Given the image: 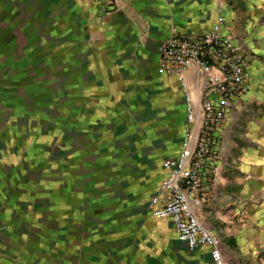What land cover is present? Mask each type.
Segmentation results:
<instances>
[{
  "label": "crops",
  "instance_id": "1",
  "mask_svg": "<svg viewBox=\"0 0 264 264\" xmlns=\"http://www.w3.org/2000/svg\"><path fill=\"white\" fill-rule=\"evenodd\" d=\"M102 1L0 0L3 131L25 121L30 92L31 135L39 133L38 118L41 131L56 125L45 112L52 105L62 111V130L54 131L62 133L64 159L78 162L77 180L68 178L58 189L67 198L52 201L56 211L0 214V264H208L209 248L190 250L169 220L153 214L164 203L165 163L179 157L187 129L181 86L161 72L159 48L173 32L210 30L222 14L225 34L264 54V0H119L104 15ZM258 63L251 66L260 79ZM195 77L187 74L192 84ZM39 78L54 85L26 88ZM55 92L64 94L61 104ZM43 95L51 100L43 103ZM249 96L233 104L217 134L215 170L196 209L220 239L228 264H264V233L237 229L239 217L259 216L264 202V122L248 125L242 136L235 130ZM5 154L4 148L2 159ZM2 173L0 189L7 191L15 181L9 184ZM87 190L98 193L87 198Z\"/></svg>",
  "mask_w": 264,
  "mask_h": 264
},
{
  "label": "built area",
  "instance_id": "2",
  "mask_svg": "<svg viewBox=\"0 0 264 264\" xmlns=\"http://www.w3.org/2000/svg\"><path fill=\"white\" fill-rule=\"evenodd\" d=\"M101 6L107 14L117 0ZM225 18L202 33L173 32L159 48L160 70L178 79L187 115V129L180 155L165 165L169 175L161 183L163 206L153 210L155 217L169 220L179 240L190 250L210 249L208 264H228L220 239L197 216L205 202L206 181L215 170L217 134L233 104L248 96L254 77L243 47L223 32ZM196 74L195 84L188 73Z\"/></svg>",
  "mask_w": 264,
  "mask_h": 264
},
{
  "label": "rangeland",
  "instance_id": "3",
  "mask_svg": "<svg viewBox=\"0 0 264 264\" xmlns=\"http://www.w3.org/2000/svg\"><path fill=\"white\" fill-rule=\"evenodd\" d=\"M102 2L104 3L101 6L107 5L108 3L107 0H103ZM118 2L119 0H117L116 4H108V6L111 7L108 13L112 12L115 9ZM102 18L103 16H99L98 19L102 20ZM240 45L242 46V44ZM242 47L246 51L247 56L250 59L251 65H253L255 60L259 62L258 64H256V66L262 69L261 71L263 73V76L260 79H257L256 77L254 78L252 91L248 100L246 101L247 103L245 109L239 115L238 127L235 130L237 134L241 136L244 133L248 132V125L250 126V129H252V125L264 122V54L250 52L244 46ZM13 51L14 53L18 52L19 54V48H13ZM33 70L34 69H32V71ZM253 72H255V70ZM30 82L33 84L47 83L51 86L54 85V80L52 79L48 80L46 78H39L36 81L31 80L25 83L27 89L29 87ZM62 85H64V80H61L59 89L62 88ZM19 92L25 93L23 88L19 89ZM61 92H64L63 89L61 90ZM30 94L31 93L29 92V95L26 94L24 96V98L29 103L26 108L27 116H25L24 118L25 121H23L21 124L20 122H15V126H9V130L7 129V132L3 131V117L1 115L3 106L0 104V147L3 148L4 144V148L7 151V154H5V159H2V156L0 155V168L3 170L2 174H4L2 175V177L6 178L9 184L15 181V184L11 186V189L7 191L2 188L0 189V214L9 212L13 215L18 216L22 214L33 215L34 213H39L41 211V213L45 214L43 216H46V213L48 212V215H50L54 209L56 211V208L52 207V201L55 198H67L66 193L63 192V190L62 192H59L58 189H60V187H63L64 183L67 182L68 178H72V181L77 180V159L73 158L74 160L72 161V164H70L69 160L64 159L65 154H67V151L63 150V148H66L63 146V142H61V140H63L62 133L56 134V132L54 131L57 129L60 131L62 130V126H60V123L58 121L62 118V111H56L55 108H53V106L49 104V106L47 107L48 111L45 112H50L52 115H54L56 119V125H54L53 129L51 127L47 129L45 128L43 131H41V118H38L37 128L39 129V133L35 136L31 135V124H33V115L35 110L32 108L33 102H29L33 99ZM54 95L56 97L55 103L61 104L63 102V98L65 97L64 94L58 95L55 92L54 94H52V96L54 97ZM41 100L46 101L43 103H47V101L51 100V98H44L43 95L41 96ZM42 111L44 112V110ZM54 117L51 118L54 119ZM7 118L9 119V117ZM12 118L13 117L8 120L9 123L14 121V119ZM50 120L52 119H45V122L49 123ZM45 127H48V125H46ZM238 139L240 140L241 137L236 138V141ZM53 141H56V147L54 148V151L52 147ZM73 143L74 142H71L70 145L74 146ZM70 145L68 144L67 147H70ZM246 145L247 147H250L252 149L257 146L253 143L248 144V142H246ZM2 150L0 151V154L2 153ZM10 150H14L15 153L13 156L9 157L8 153L11 152ZM43 153H46V155ZM41 154L45 155V157H43ZM49 154H56V156L55 158H53L50 155L47 158L46 156ZM4 165L11 166L12 169L5 170ZM71 165H75V169L69 171V167ZM96 193L98 192L87 190L85 192V195L88 198V195L91 194L92 196H94ZM92 196L89 197V199L92 198ZM1 200H4V203H1ZM260 209L262 210V213L259 216L257 214L252 213L251 217H239L237 229L241 230L244 226L246 230L259 231L261 234H263L264 223H260L259 221H264V202ZM245 237L247 238V236ZM261 241L263 244L262 256H264V234L261 236Z\"/></svg>",
  "mask_w": 264,
  "mask_h": 264
}]
</instances>
